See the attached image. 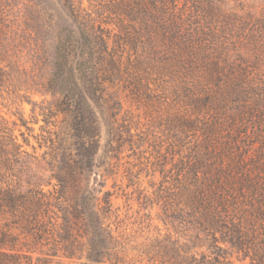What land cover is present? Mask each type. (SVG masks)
<instances>
[{"label":"trees","instance_id":"trees-1","mask_svg":"<svg viewBox=\"0 0 264 264\" xmlns=\"http://www.w3.org/2000/svg\"><path fill=\"white\" fill-rule=\"evenodd\" d=\"M111 1L112 46L100 22L67 3L79 35L67 31L42 89L58 93L54 112L68 131L49 139L52 192L24 180L29 154L0 125V264H102L120 253L106 223L109 193L99 207L83 181L97 136L88 100H100L121 72L117 48L125 47L131 94L162 99L176 134L152 200L166 233L141 255L159 264H234L233 255L264 264V13L246 0ZM50 113L41 112L45 122Z\"/></svg>","mask_w":264,"mask_h":264},{"label":"rangeland","instance_id":"rangeland-1","mask_svg":"<svg viewBox=\"0 0 264 264\" xmlns=\"http://www.w3.org/2000/svg\"><path fill=\"white\" fill-rule=\"evenodd\" d=\"M246 1L257 15L264 13V0ZM111 2L0 0V58L8 66L7 81L0 86V125L9 127L21 149L29 154L24 180L36 181L46 192H52L56 183L46 163L54 154L49 139L56 134L61 138L68 131L63 115L54 112L58 93H44L43 84L53 71L57 46L67 31L79 35V25L67 3L73 4L75 12L90 13L100 22L109 31L108 44L112 46L118 29L108 19ZM117 50L122 55L121 72H115L111 82L105 83L100 100H88L97 122V136L93 165L84 172L83 183L94 189L93 200L99 207L105 205L104 193H109L106 197L111 212L106 223L120 253L118 259L110 258L102 264H159L141 252L154 238L166 233L160 206L152 200L154 190L171 167L170 148L176 134L170 122L171 111L162 99L139 100L131 94V50ZM45 110L51 111L48 122L41 114ZM37 255L33 253V257ZM231 260L248 264V260H239L235 255ZM79 263L77 258L66 257H53L48 262Z\"/></svg>","mask_w":264,"mask_h":264}]
</instances>
